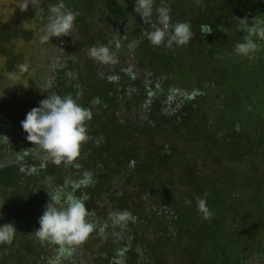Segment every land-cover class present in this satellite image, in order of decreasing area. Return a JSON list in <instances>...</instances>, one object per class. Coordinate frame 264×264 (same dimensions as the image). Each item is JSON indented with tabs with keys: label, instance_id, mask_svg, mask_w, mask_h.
I'll list each match as a JSON object with an SVG mask.
<instances>
[{
	"label": "trees",
	"instance_id": "obj_1",
	"mask_svg": "<svg viewBox=\"0 0 264 264\" xmlns=\"http://www.w3.org/2000/svg\"><path fill=\"white\" fill-rule=\"evenodd\" d=\"M178 2L181 15L176 21L191 23L193 39L175 56L158 54L156 67L160 73L174 74L180 85L195 88V94L184 102L176 119L165 121L171 126L169 155L144 148L140 157L136 149L141 141H130L128 153L117 157L122 149L111 139L127 128L119 124L118 99L128 109L137 100L93 72L89 84L96 89L82 101L103 105L91 111L92 118L85 124L88 140L71 167L53 164L27 141L20 128L23 117L15 115L11 121L8 115L4 117L0 124V226L13 223L17 232L10 245H0V264H49L55 258L58 246L42 244L32 233L39 229V218L50 202L48 192L58 189L77 197L87 194L85 207L92 213L87 219L95 225L86 242L61 264H245L249 252L256 261L264 258L263 242L254 245V239L252 243L248 239H252L250 225L261 213L259 229L264 240V167L254 158L256 164L247 162L255 146L264 149V41L254 38L260 48L252 59L233 51L245 34L239 19L247 18L249 23L257 17L264 19V0ZM64 4L75 12L79 1ZM202 25L210 26L211 34L202 35ZM18 26L16 22L1 25L2 44L9 42L10 33L19 32ZM72 47H66L70 56ZM1 53L8 56L4 49ZM85 57L90 69L93 62ZM64 74L65 68L48 83L53 93L60 86L76 94L81 88L87 91L86 82L76 86L82 78L72 82ZM181 79H187L185 85ZM101 85L102 92L97 87ZM130 134L125 135L128 140ZM189 155L195 159L189 161ZM99 163L103 166L97 169L101 173L98 185L94 181L67 193L65 188L74 186L76 173ZM244 163L247 169L253 164L255 173L242 169ZM122 171L126 172L123 178ZM115 178L124 183L123 188L115 187ZM197 197L206 199L211 219H203L198 212ZM122 210L130 212L134 222L115 225L110 214ZM237 222L241 229H235ZM233 244L241 246L238 260L230 252Z\"/></svg>",
	"mask_w": 264,
	"mask_h": 264
},
{
	"label": "flooded vegetation",
	"instance_id": "obj_2",
	"mask_svg": "<svg viewBox=\"0 0 264 264\" xmlns=\"http://www.w3.org/2000/svg\"><path fill=\"white\" fill-rule=\"evenodd\" d=\"M65 1L66 0H64V2ZM78 1L79 6L77 10L74 11L79 15L74 22V28L70 34L71 36L53 37L49 42H41L37 47L35 46V49L37 48V55L35 57H38V61L34 63V76L29 79V82L31 85H35L37 80L42 77L43 85L40 86V88L38 86L36 87L37 94L42 96V98L45 97L46 99L48 95L54 93L61 97L66 95L76 96V99L78 98V104L90 111H94L98 106L103 105V103L93 101L89 106L82 101V99L88 98L89 93H92L93 90L96 89L95 86L89 84L93 75L91 73L99 74L104 80L114 83L119 92L125 91L126 95H129L128 97H132L134 101L137 100V105L131 106V109H128L129 107L125 106V102L122 101L123 99H118L119 104L117 112L119 124L122 127L127 125V128H122L123 130H120V132H115L117 138L111 139L110 143H114L115 141V143L119 145V148L122 149L117 153V157L128 153L130 141H141L139 147L136 149V153L140 157L144 155V148L160 152L162 156L169 155L168 138L171 126L165 121L174 120L179 116L180 111L183 109L184 102L188 99H193L195 88H187L189 85L186 83L187 79H181L182 82L184 80V85L186 83L185 87L179 84L180 79L178 80L174 74L172 75L167 72L160 73L156 67L157 62L155 59H157L158 54L163 56H175V53H179L182 50L184 51V48L188 47L189 44L186 46H176L174 44L171 48H167L163 45L159 47L151 45L145 33V31L150 30V26L145 25L142 19L135 13V0ZM178 3V0H154V9L160 6L167 7L170 10L171 23L175 24L178 23L176 21V16L181 15L176 9ZM55 4H57V2L48 4L45 0H40L36 9L32 6L31 17H35V28L41 30L47 25V17L50 13L46 11V8L49 9L50 5ZM65 5L66 8L69 9L70 5ZM82 20H85V23L80 25ZM184 20H186V18ZM26 32L29 33L28 31ZM43 34L42 32V35ZM70 44L73 45L72 48L74 49L72 56L67 54L66 47ZM92 46H107L110 52L114 54L116 62L101 63L91 59L88 55V50ZM47 50H51V53L48 54ZM85 56H88L93 62V66L89 65L90 69H87V65H85L87 60ZM84 58H86V60ZM69 62H74V64L71 65ZM65 64L66 67H64ZM64 68L67 73L64 74V76L69 77V79L72 77L69 80L72 82L73 80L76 81L82 78V83L78 82L76 86L82 85L83 87L86 82L87 87L84 88H86L87 91L81 88L76 94L71 90L72 88H63L60 86L58 91L53 93L48 83L52 84L55 75L60 73L61 70L63 71ZM35 78L37 80H34ZM97 87L98 89L101 88L100 92L105 90L102 85ZM84 92L86 93L84 94ZM161 118L164 120L163 123L159 122ZM124 132L127 133L124 134ZM129 134L130 137L128 140V137H125V135ZM179 142L181 143V140ZM252 154L256 157L250 155V157H247L249 158L247 162L252 163V158H254L255 162L259 163V158L262 159L264 155V149L255 146ZM189 156V161L195 159L191 155ZM84 157H86V155H84ZM179 158L183 159L182 156ZM255 162L253 163L256 164ZM132 165L135 167L133 163ZM102 166L103 165L99 163L96 166H90L88 169L76 173L75 176H77V180L73 183L74 186L72 187L69 185L68 188H65L67 193L85 186H90L94 181H96L95 184L98 185L100 183L98 176L101 174L99 170ZM251 166H253V164L247 169L246 163H244V165L240 167L242 169H247L253 174L255 172L252 170ZM68 167H71V165H68ZM77 168H80V166ZM131 170L132 169H130V171ZM124 174H126V172L122 171V178ZM127 174L129 175V172H127ZM113 182H116L114 184L115 187H124V183L120 181V179L115 178ZM238 224L237 222V227L241 229V225ZM248 239L252 243V239ZM262 242L264 244V240H262ZM247 253L248 252L244 255H247ZM248 255L245 264H250L252 261H255L257 264H264V258L256 261L254 255ZM244 261L245 259L243 262Z\"/></svg>",
	"mask_w": 264,
	"mask_h": 264
},
{
	"label": "clouds",
	"instance_id": "obj_3",
	"mask_svg": "<svg viewBox=\"0 0 264 264\" xmlns=\"http://www.w3.org/2000/svg\"><path fill=\"white\" fill-rule=\"evenodd\" d=\"M200 3V0H197ZM35 9L39 0H22L20 10L26 11L29 5ZM135 13L142 19L150 30L145 31L148 41L154 47L165 46L171 48L186 46L193 39L190 22L171 23L170 10L160 6L154 9V0H135ZM47 25L41 29L44 33L40 40L49 42L51 38L71 36L74 22L79 15L66 8L63 0L49 6ZM245 32L242 42L234 46V54L252 59L259 51L260 45L256 39L264 41V19L254 18L251 23L247 18L239 19ZM212 28L201 26L202 35L211 34ZM256 38V39H254ZM91 59L101 63H115L116 58L107 46H92L88 50ZM27 63L17 65V72L8 73L10 79H17L19 75L28 71ZM92 113L82 107L71 95L61 97L58 94L48 95L39 102V106L31 109L26 118L21 121V127L27 134V141L45 154V159L55 165L72 164L80 155L81 145L88 140L86 121H90ZM50 202L46 205L43 215L39 218V229L34 233L42 244L55 245L57 254L49 264H61V260L68 258L89 238L95 229L94 223L87 218L92 215L85 207L87 194L77 197L66 194L62 189L49 193ZM208 194L205 193L206 197ZM197 210L203 219L209 220L213 213L207 207L205 198L197 197ZM190 203V202H187ZM115 225H126L135 220L127 210L115 211L110 214ZM17 230L13 223L0 226V245L11 244Z\"/></svg>",
	"mask_w": 264,
	"mask_h": 264
},
{
	"label": "rangeland",
	"instance_id": "obj_4",
	"mask_svg": "<svg viewBox=\"0 0 264 264\" xmlns=\"http://www.w3.org/2000/svg\"><path fill=\"white\" fill-rule=\"evenodd\" d=\"M21 3L22 0H0V27L2 24L10 25L13 22L19 25L15 29L19 32H12V35L10 33L12 37L9 38L8 43L2 44L0 41V124L4 121L6 115H8L10 121L15 115H20L24 120L28 111L39 106L42 98L36 90L37 86L40 88L43 85L42 77L38 80L34 79L37 80L35 85H31L29 82V79L34 76V63L38 61V57H35L37 55L35 46L37 47L41 43L42 31L35 28V17H31L32 5L30 4L26 11H21L19 8ZM26 31L30 34L29 38L23 36ZM1 49L6 50L8 56L3 55ZM47 52L50 54L51 50H47ZM11 60L12 63L10 64ZM23 63L29 65L28 71L19 75L17 79H10L8 73L13 71L19 74L17 65ZM20 128L22 129L21 124ZM258 164L261 168L264 167V155ZM261 184L264 186V179ZM260 214L258 213L257 220L253 221L254 225H250L252 230L249 235H251L252 240L254 239V245L260 244V241L262 242L260 233L262 230L259 229L261 222L258 218ZM235 229H237V226ZM254 233H257L256 241ZM240 249L239 244H233L231 248L232 257L236 260L239 259V256H242ZM245 250L248 251L249 249Z\"/></svg>",
	"mask_w": 264,
	"mask_h": 264
}]
</instances>
